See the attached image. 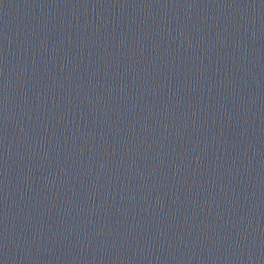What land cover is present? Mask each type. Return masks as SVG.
<instances>
[{
    "label": "water",
    "instance_id": "95a60500",
    "mask_svg": "<svg viewBox=\"0 0 264 264\" xmlns=\"http://www.w3.org/2000/svg\"><path fill=\"white\" fill-rule=\"evenodd\" d=\"M0 264H264V0H0Z\"/></svg>",
    "mask_w": 264,
    "mask_h": 264
}]
</instances>
